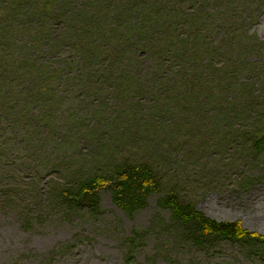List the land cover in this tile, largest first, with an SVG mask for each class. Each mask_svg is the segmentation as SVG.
Returning <instances> with one entry per match:
<instances>
[{
    "label": "trees",
    "instance_id": "16d2710c",
    "mask_svg": "<svg viewBox=\"0 0 264 264\" xmlns=\"http://www.w3.org/2000/svg\"><path fill=\"white\" fill-rule=\"evenodd\" d=\"M263 8L0 0V214L97 217L106 193L133 216L158 197L164 214L125 238L128 260L155 244L200 264L231 244L238 264H264L263 233L195 200L221 156L264 154Z\"/></svg>",
    "mask_w": 264,
    "mask_h": 264
},
{
    "label": "rangeland",
    "instance_id": "374dc122",
    "mask_svg": "<svg viewBox=\"0 0 264 264\" xmlns=\"http://www.w3.org/2000/svg\"><path fill=\"white\" fill-rule=\"evenodd\" d=\"M252 32L264 45V8ZM220 160L219 171L208 169L199 176L206 186L195 194L197 205L217 220H241L249 230L264 234V154L248 157L245 165L233 156ZM157 200L151 198L149 207L133 216L117 208L106 193L97 217L69 214L47 221L36 218L27 225L14 213L0 214V264H190L191 259L182 254H159L155 244L128 260L125 238L164 214ZM222 246L224 250L214 257L196 252L204 259L200 264H238L241 248Z\"/></svg>",
    "mask_w": 264,
    "mask_h": 264
}]
</instances>
